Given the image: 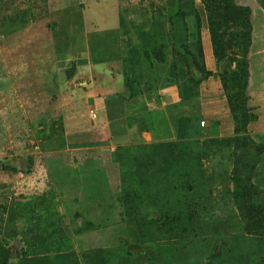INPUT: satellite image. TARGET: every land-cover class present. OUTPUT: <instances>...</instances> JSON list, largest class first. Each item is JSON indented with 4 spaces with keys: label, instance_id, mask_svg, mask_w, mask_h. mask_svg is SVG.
<instances>
[{
    "label": "rangeland",
    "instance_id": "374dc122",
    "mask_svg": "<svg viewBox=\"0 0 264 264\" xmlns=\"http://www.w3.org/2000/svg\"><path fill=\"white\" fill-rule=\"evenodd\" d=\"M215 1L0 0V264H264V130L181 115L222 106L197 70L209 20L226 69L243 56ZM233 1L264 120V0Z\"/></svg>",
    "mask_w": 264,
    "mask_h": 264
},
{
    "label": "trees",
    "instance_id": "16d2710c",
    "mask_svg": "<svg viewBox=\"0 0 264 264\" xmlns=\"http://www.w3.org/2000/svg\"><path fill=\"white\" fill-rule=\"evenodd\" d=\"M215 2L218 3L217 4L219 5L218 8H220L221 4H225V6H227V9L225 8L223 10L225 16H221L220 19L225 21V18L227 17V20L229 22L231 23L233 22L232 24H236V25L238 24L237 17L241 19V24L242 26H244L245 32L244 34H242L241 31L237 29L236 35H242V37L244 38V49H242L243 56H241V60L236 59V58L230 59L231 62L230 61L229 62L232 68H230L229 70L226 69L227 64L225 63V60L227 57L224 54V52L221 51V49L218 50V46L220 43V38H219L220 35L216 33L217 32L216 27H220L221 23L211 19L207 23V31L209 33L212 54H213V57L215 59L217 66L218 67L221 66L223 68H222V71L218 73L206 70L204 61H203V65L200 68H197V70L200 73V78H199L200 81L208 78L209 76H214L217 74L219 81L221 83V86L223 88V91L225 93L229 111L234 121V136L232 140L238 143V141L241 138L249 136V134H247V128H246L247 123L254 118V114L251 112L250 108L247 107V103H246L247 101L246 86H247V79H248V71H247L248 64L247 63L248 61L247 59L244 58L248 51L249 46L251 45V20L249 19L248 7L239 6L235 4L233 0H216ZM199 27H200V24L199 23L196 24L197 30H199ZM66 38H67L66 35H58V36L52 37V44H53L52 48L55 54H59L61 51L63 52L66 51V47H65ZM199 54L201 58L203 59V50L201 46V41H200ZM243 67L246 68L245 78L242 75ZM229 92H232V93H229ZM263 149L264 147L262 146L258 148L259 152H261ZM248 177L249 176H247L246 178L239 179L238 183H240V186L238 185L236 186L238 189V194L240 195L241 199L243 197L241 194L242 189L251 188V186L244 187V185H242V181L244 182V184L247 183ZM253 209L255 211H258V210L262 211L260 206L258 207V206H255L254 204H253ZM256 222H259V221H256Z\"/></svg>",
    "mask_w": 264,
    "mask_h": 264
},
{
    "label": "crops",
    "instance_id": "0c3cea01",
    "mask_svg": "<svg viewBox=\"0 0 264 264\" xmlns=\"http://www.w3.org/2000/svg\"><path fill=\"white\" fill-rule=\"evenodd\" d=\"M251 44H252V37H251ZM201 46H202V50H203V61H204V65H205V69L212 71V72H216L217 71V64L215 62V59L213 57L212 54V49H211V43H210V39H209V33L208 31H204L202 30V34H201ZM249 64V61H248ZM216 67V70H215ZM220 67V66H219ZM214 76H209L208 78L201 80L203 84L210 82V80L213 79ZM214 80V79H213ZM216 84V88H218V94L216 95V97L218 98V100L216 101V103L220 102L222 103L221 109H212L211 104L208 105V102H210L209 97H211L212 95L210 93H207L206 95H204V97H201L202 92H200L197 96H196V105H193V111L187 114H182V117H187V118H191L196 120L197 124L199 127H202V125L204 126L206 124V121L208 124L210 125H214L215 126V130L213 131V134L219 135V136H226V137H232L234 136V121L232 118V115L229 111L228 105H227V100L225 97V93L224 91L221 89V83L219 81V78H217V80L215 81ZM201 85V84H200ZM248 86V85H247ZM248 94V92H247ZM207 96V97H206ZM248 100V99H247ZM247 103V101H246ZM216 106H219L216 105ZM252 105H249V103H247V107H249L250 109ZM179 112H182L181 110H179ZM252 112V111H251ZM254 118L249 121L247 123V134L250 135V128L253 126V128H255V130L257 129L258 131L264 130V120L263 118L261 119L260 117L257 118L256 113H254ZM257 119V120H256ZM257 122V123H254ZM262 128V129H261ZM261 129V130H259Z\"/></svg>",
    "mask_w": 264,
    "mask_h": 264
}]
</instances>
